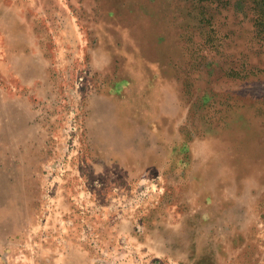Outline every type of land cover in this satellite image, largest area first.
Segmentation results:
<instances>
[{"label":"rangeland","instance_id":"374dc122","mask_svg":"<svg viewBox=\"0 0 264 264\" xmlns=\"http://www.w3.org/2000/svg\"><path fill=\"white\" fill-rule=\"evenodd\" d=\"M172 1L199 50L158 82L58 17L7 71L0 0V264H264V0Z\"/></svg>","mask_w":264,"mask_h":264},{"label":"crops","instance_id":"0c3cea01","mask_svg":"<svg viewBox=\"0 0 264 264\" xmlns=\"http://www.w3.org/2000/svg\"><path fill=\"white\" fill-rule=\"evenodd\" d=\"M30 1L33 11L31 15H27ZM174 13L172 0H46V4L43 0H3V48L7 50L3 57V66H6L7 71L12 72V66L22 65L24 66L22 71L27 75L33 74L32 67L41 64L45 66L47 59L39 57L41 47L39 40L42 31H40V19L47 20L49 28L53 18L58 17V19L63 18L65 26L79 25L84 32L87 28L92 40L98 42L92 48L102 47L104 41L107 43L102 48H107L108 52L105 55L93 51L85 57L75 58L73 63L81 65L88 62L95 68L110 67L117 74L121 73L122 69L126 71L130 66L145 65L148 67L147 70L156 73L154 78L149 77V79L159 82L163 77L161 75L165 76L167 68L176 60L170 50L174 47L173 43L179 44L181 50L192 56L198 55L199 49L188 41L185 31L179 34L177 22H172L173 28H168L169 16L172 17ZM128 31L133 36L129 41L125 35ZM138 31L140 36L144 37L146 44L143 40L138 42L134 39V34ZM33 50L38 56H30ZM152 50L155 56L153 58H151ZM141 57L144 60H139ZM64 64L70 65L65 59ZM8 73L10 72H7V77L10 76ZM16 74H14L15 81H18L19 76ZM122 79L128 80L127 77ZM122 79L119 77L118 81H123ZM43 80L40 78L35 80L34 86L38 82L37 86L43 89L46 86ZM104 125L107 127L106 124ZM171 223L168 224L170 228H167L166 233H171ZM161 253L168 254L166 249Z\"/></svg>","mask_w":264,"mask_h":264},{"label":"trees","instance_id":"16d2710c","mask_svg":"<svg viewBox=\"0 0 264 264\" xmlns=\"http://www.w3.org/2000/svg\"><path fill=\"white\" fill-rule=\"evenodd\" d=\"M254 5H255V7H257V9L260 7V4L258 3V0L254 1ZM259 9H260L258 11L259 19L257 18V25H258V28H259V32L260 33H264V18H263L264 11L261 8H259Z\"/></svg>","mask_w":264,"mask_h":264},{"label":"bare ground","instance_id":"6f19581e","mask_svg":"<svg viewBox=\"0 0 264 264\" xmlns=\"http://www.w3.org/2000/svg\"><path fill=\"white\" fill-rule=\"evenodd\" d=\"M101 127L103 128V126H101ZM97 128H98V127H97ZM93 131H96V130L93 129ZM93 131H92V132H93ZM97 133H98V132H97ZM97 133H96V134H97ZM102 133H103V132H102ZM105 133H106V132H105ZM103 134H104V133H103ZM106 138H107V136H106Z\"/></svg>","mask_w":264,"mask_h":264}]
</instances>
